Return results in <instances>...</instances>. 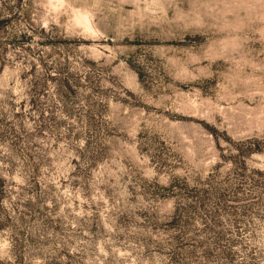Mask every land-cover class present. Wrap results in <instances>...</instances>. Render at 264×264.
<instances>
[{
	"label": "rangeland",
	"instance_id": "rangeland-1",
	"mask_svg": "<svg viewBox=\"0 0 264 264\" xmlns=\"http://www.w3.org/2000/svg\"><path fill=\"white\" fill-rule=\"evenodd\" d=\"M0 264H264V0H0Z\"/></svg>",
	"mask_w": 264,
	"mask_h": 264
}]
</instances>
